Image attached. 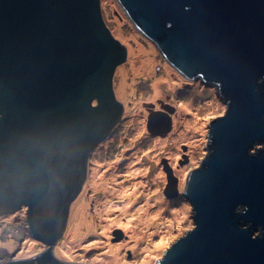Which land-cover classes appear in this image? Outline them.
I'll list each match as a JSON object with an SVG mask.
<instances>
[{
  "label": "water",
  "instance_id": "water-1",
  "mask_svg": "<svg viewBox=\"0 0 264 264\" xmlns=\"http://www.w3.org/2000/svg\"><path fill=\"white\" fill-rule=\"evenodd\" d=\"M116 1L185 81L215 87L227 107L184 183L194 227L157 264H264V0ZM128 54L101 0H0V216L26 208L42 245L25 258L0 247V264H81L55 249L92 151L123 122L114 80ZM175 112L149 113L148 133L168 135ZM163 169L165 196L178 198L168 160Z\"/></svg>",
  "mask_w": 264,
  "mask_h": 264
},
{
  "label": "rangeland",
  "instance_id": "rangeland-1",
  "mask_svg": "<svg viewBox=\"0 0 264 264\" xmlns=\"http://www.w3.org/2000/svg\"><path fill=\"white\" fill-rule=\"evenodd\" d=\"M101 5L108 28L129 51L128 62L117 69L114 80L116 96L126 108L125 120L121 130L94 152L90 176L71 207L67 230L55 254L68 262L110 264L113 256L109 248H116L121 255L113 258H122L121 264H157L170 246L194 227L192 208L182 197L184 183L187 175L198 168L207 155L210 123L223 116L227 107L215 87H205L196 81L186 86L187 81L135 29L116 0H101ZM165 104L176 110L173 130L164 138L151 139L145 121L156 109L167 111ZM184 146L186 152L182 150ZM184 154L189 158L181 166L179 162L185 161ZM163 158H167L173 173L176 165L180 169L174 174L179 181L178 198L169 199L164 194L168 180L161 168ZM122 160L125 163L121 164ZM83 212L89 218L84 216L85 222ZM17 214L1 219L0 235L5 223L12 222ZM148 216L155 218H151L152 226L146 225L145 217ZM77 218L78 224L88 222L99 232L90 231L91 227L85 224L79 234L70 237L73 221ZM107 221H111L109 234L105 232ZM157 221L161 222L157 224ZM159 225L162 226L159 228ZM118 230L123 234L121 239L113 236ZM100 235L102 239L98 238ZM7 239L0 240V247L16 253L19 258L38 254L42 249L32 237L26 238L21 247L13 237Z\"/></svg>",
  "mask_w": 264,
  "mask_h": 264
},
{
  "label": "bare ground",
  "instance_id": "bare-ground-1",
  "mask_svg": "<svg viewBox=\"0 0 264 264\" xmlns=\"http://www.w3.org/2000/svg\"><path fill=\"white\" fill-rule=\"evenodd\" d=\"M140 53V52H139ZM144 63V62H143ZM142 67H144L145 69H146V65H143ZM156 93V92H155ZM157 94V93H156ZM189 125V127L190 128H192L193 130H195L196 128H195V126H192L191 124H187V126ZM138 171V170H137ZM77 199V198H76ZM75 199V200H76ZM74 200V201H75ZM74 201H73V203H74ZM127 203V202H126ZM79 204V203H78ZM76 205V204H75ZM78 206V205H77ZM77 209V208H76ZM79 209V208H78ZM81 209V208H80ZM129 209H130V207H129ZM127 210H128V206H127ZM76 212H77V210H75ZM75 211H74V213H75ZM83 211V210H82ZM86 211V210H85ZM156 211H158V210H156ZM87 212V211H86ZM151 212V211H150ZM154 212V211H153ZM159 212V211H158ZM157 213V212H156ZM151 214H153V213H151ZM81 216V215H80ZM80 216H79V219H80ZM84 216H86V215H84V212L82 213V217H83V222H85L86 220H85V218H84ZM151 216V215H150ZM156 216H159L160 217V214L159 215H157V214H155V217ZM73 217H75L74 215H73ZM86 218H87V216H86ZM151 218H154V217H150L149 218V216L148 217H145V219H146V221L145 222H147L146 223V225H148V224H150L151 225V222H153L152 221V219ZM158 218V217H157ZM79 219L77 218L75 221H73V226H72V228H71V231H70V237H71V235L73 234V235H77V234H79V232L81 231V230H83V226H85V224H87V223H83V225H82V222L81 223H79L78 224V221H79ZM87 220H89V218H87ZM90 220H93V219H90ZM154 220H155V218H154ZM23 221V220H22ZM159 221V220H158ZM157 221V224H159L160 222H158ZM91 222V221H90ZM94 222V221H93ZM93 222H91V224L93 223ZM105 223V222H104ZM107 223H108V226H107V228H106V230H105V232L106 233H108L109 234V232H108V230H109V224H111V221H107ZM144 223V222H143ZM94 224H96V223H94ZM100 224H103V221H102V223H100ZM131 223L130 222H128L127 223V226H129ZM154 224V223H153ZM152 224V225H153ZM88 225V224H87ZM86 225V227H88ZM151 225V226H152ZM97 226V225H96ZM160 226H162V225H159V228H160ZM89 227H91V226H89ZM88 227V228H89ZM106 227V226H105ZM145 227H147V226H145ZM19 228L21 229V230H19ZM96 228V227H95ZM95 228H92L91 227V229H90V231L91 230H96ZM148 228V227H147ZM158 228V229H159ZM14 231L13 232H10V236L11 237H13L14 239H17V238H20L21 236L23 237V236H25L26 235V233H27V229H25V225H24V223H22V224H20V225H15L13 228H12ZM12 229H10L11 231H12ZM145 229V228H144ZM6 231L8 230V229H5ZM97 230H98V228H97ZM97 230L95 231V232H97ZM74 232H75V234H74ZM93 232V231H92ZM99 232V231H98ZM97 232V233H98ZM102 232V231H101ZM100 232V233H101ZM148 233H149V231H148ZM136 234H137V232H136ZM140 234H142V232L140 233ZM146 234V233H145ZM95 235V234H94ZM97 235V234H96ZM144 235V234H143ZM81 237H83V235H81L80 236V238ZM101 237V235L100 236H98V238L99 239H102V237ZM137 238H138V236H136ZM140 237H141V235H140ZM9 238V237H8ZM149 239V238H148ZM134 245V244H133ZM139 245V244H138ZM109 245H107V246H105V247H108ZM141 246H142V244H141ZM140 246V247H141ZM141 249V248H140ZM118 249H116V248H109V253H110V255L112 254V256L114 257V256H117V257H119L121 254H119L118 253V251H117ZM121 249H119V251H120ZM137 250V249H136ZM122 251V250H121ZM139 252H140V250H139ZM137 252H136V256H137ZM109 255V256H110ZM143 255V253L140 255V256H142ZM105 257V256H104ZM107 257V256H106ZM113 257H111L110 258V261H111V263L110 264H121L120 262L122 261V258L121 259H117V257H116V259H114ZM109 258V257H108ZM149 263V262H148ZM122 264H124V263H122Z\"/></svg>",
  "mask_w": 264,
  "mask_h": 264
},
{
  "label": "flooded vegetation",
  "instance_id": "flooded-vegetation-1",
  "mask_svg": "<svg viewBox=\"0 0 264 264\" xmlns=\"http://www.w3.org/2000/svg\"><path fill=\"white\" fill-rule=\"evenodd\" d=\"M186 84V83H185ZM186 85H188V86H191V85H189V84H186ZM165 106H166V108L165 109H167V111L166 112H169V111H171L172 109H170L169 107H168V105L167 104H165ZM126 109V108H125ZM156 111H163V110H160V109H156ZM149 115V114H148ZM148 117V116H147ZM124 120H125V118H123V122H124ZM123 122H121L117 127H116V130H114V132L108 137V139L105 141V142H103L102 144H105V143H107L111 138H113V136H114V134L115 133H117V131H120L121 130V128L123 127ZM145 124H146V126H147V119H146V121H145ZM146 132L148 133V131H147V128H146ZM148 136L151 138V139H153V137L154 138H164L165 136H154V135H151V134H149L148 133ZM145 143H147V142H145ZM101 144V145H102ZM100 145V146H101ZM100 146H98L96 149H94L93 151H92V153H91V155H90V157H89V159H88V165H87V169H86V180L88 179V177L90 176V164H91V162H90V160H91V158L94 156V152L100 147ZM101 148H103V146H101ZM183 156H186L187 157V159L189 158V156H188V154H184ZM165 160H167V158H163L161 161V168H162V170L164 171V169H163V167H164V162H165ZM184 160H185V158H184ZM123 163H125V161H123L122 160V162H121V164H123ZM179 164H180V162H179ZM182 166V165H181ZM179 167L176 165L175 166V168H173L174 169V174H177V172H179L180 171V169H178ZM165 173V172H164ZM165 175L167 176V174L165 173ZM73 205V204H72ZM24 211H26V208H24V207H22L21 209H20V211H18V213H19V219H20V221H21V219L22 218H24ZM15 214H17V213H15ZM14 215V214H13ZM9 215L7 214V213H5V214H2L1 216H0V221H1V219L3 220L4 218H6V217H8ZM2 222H0V224H1Z\"/></svg>",
  "mask_w": 264,
  "mask_h": 264
},
{
  "label": "clouds",
  "instance_id": "clouds-1",
  "mask_svg": "<svg viewBox=\"0 0 264 264\" xmlns=\"http://www.w3.org/2000/svg\"><path fill=\"white\" fill-rule=\"evenodd\" d=\"M189 83H191V82H187L186 84H189ZM200 83V82H199ZM186 86H188V85H186ZM19 218V217H18ZM22 223H24V221H22V219H21V223L20 224H22ZM25 225V224H24ZM25 229H26V225H25ZM2 232V231H1ZM30 234H29V232H28V230H27V233H26V236L27 237H25V238H28V236H29ZM9 237V239L11 238V236L9 235V234H7V238ZM4 238V235H0V240H4L3 239ZM5 239V240H8V239ZM14 239V238H13ZM14 240H16L17 242H18V238L17 239H14ZM23 242V241H22Z\"/></svg>",
  "mask_w": 264,
  "mask_h": 264
},
{
  "label": "built area",
  "instance_id": "built-area-1",
  "mask_svg": "<svg viewBox=\"0 0 264 264\" xmlns=\"http://www.w3.org/2000/svg\"><path fill=\"white\" fill-rule=\"evenodd\" d=\"M20 223H21V221H20ZM1 234L4 235V234H6V233L2 231ZM18 239H19V238H18Z\"/></svg>",
  "mask_w": 264,
  "mask_h": 264
}]
</instances>
